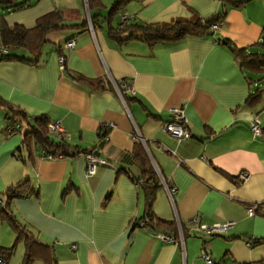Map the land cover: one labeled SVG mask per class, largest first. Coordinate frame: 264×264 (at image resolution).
<instances>
[{
    "label": "crops",
    "instance_id": "obj_1",
    "mask_svg": "<svg viewBox=\"0 0 264 264\" xmlns=\"http://www.w3.org/2000/svg\"><path fill=\"white\" fill-rule=\"evenodd\" d=\"M96 1L90 11L86 0H32L0 19L30 28L54 10L63 25L45 33L37 65L0 61V199L5 206L3 191L22 182L32 188L0 212L6 264H23L28 255L29 264H202L205 243L213 261L227 256L235 264H264V96L249 103L257 75L249 80L232 53L233 47L251 51L260 43L264 0L240 6L232 4L238 0ZM213 16L221 18L220 27L201 36H115L122 22ZM69 41L72 48L65 47ZM112 80L132 86L134 92L124 94L127 109ZM175 107H182L190 133L180 142L163 128ZM10 109L23 111L31 124L21 131L19 123L7 124ZM39 115L59 124L73 148L92 150L106 162L88 175L85 154L38 158L33 125ZM254 117L261 138L251 135ZM109 122L115 127L100 134ZM147 168L175 187L169 197L163 184L153 186V226L141 223L147 194L137 185L146 181ZM241 171L249 176L240 183ZM194 217L198 224L233 225L205 235L189 222ZM178 224L185 229L182 244L156 236L178 235Z\"/></svg>",
    "mask_w": 264,
    "mask_h": 264
},
{
    "label": "trees",
    "instance_id": "obj_2",
    "mask_svg": "<svg viewBox=\"0 0 264 264\" xmlns=\"http://www.w3.org/2000/svg\"><path fill=\"white\" fill-rule=\"evenodd\" d=\"M248 1L249 0H238L232 4L235 6H240L246 4ZM86 2L90 11L94 6H96V3H99L96 0H86ZM31 3L32 0H0V9L3 10V12L0 13V19L4 12H14L25 9L29 7ZM95 17L96 16L92 14L90 16V20H95ZM220 21V17L218 18L213 16L211 19H209V21H206L205 19L190 20L179 18L167 23L156 24H126L125 22H122L120 24V29H117L115 32V36L120 40L136 37L146 39L148 41L177 39L185 35L201 36L215 30L212 29L211 25ZM1 23L2 22L0 20V45L1 47L5 46L7 50L5 52H0V61L14 60L34 65H37L41 59L42 45L45 43V33L51 29L61 30L63 27L61 24L60 13L54 10L38 17L35 21V24L30 28L20 24L6 26ZM222 41L223 43H228L226 39ZM258 45L262 46L263 50L260 49L257 51H247L246 48H232L234 61L238 63L240 68L247 71L249 80H252V75L264 76V42H260ZM253 82H256V80H252V83ZM263 95L264 89L258 85L255 86L253 92L249 93L247 99L249 103L254 104L259 99H261ZM34 122H36V124H34ZM34 122V152L38 158H46V154H50L51 159H57L66 156H73L76 154H85L86 152L92 153V150L88 151L73 148L72 145L65 139H51L47 134V124L49 121L45 115L34 117ZM15 123H19V131L23 129L24 125L31 124L29 119L23 114V111H13L10 109L7 115V124L13 125ZM144 177L146 178L145 182L144 180L137 181L138 186L144 185L143 189L147 194L146 204L148 207V212L142 218V221L146 225L153 226L155 222L150 213L153 186H161L162 183L153 168L145 169ZM31 191L32 188L28 182H22L17 186L5 189L2 193L5 198V206L3 202L4 200L0 199V212L6 213L5 208L12 199L27 195ZM257 206H261V204ZM13 225L16 229H18L15 223ZM181 226L182 233H184L185 229L183 225ZM169 227H173V225H169ZM23 234L26 240L31 241V237L28 235V233L24 232ZM255 241L256 239L252 240L250 243ZM257 241L260 242V240ZM30 256H26L23 264H29ZM213 263L235 264V262L232 260H228L227 256L220 258L218 261H213Z\"/></svg>",
    "mask_w": 264,
    "mask_h": 264
},
{
    "label": "built area",
    "instance_id": "obj_3",
    "mask_svg": "<svg viewBox=\"0 0 264 264\" xmlns=\"http://www.w3.org/2000/svg\"><path fill=\"white\" fill-rule=\"evenodd\" d=\"M127 20V16L123 15L122 16V21ZM212 29H218L220 27L219 23H214L211 25ZM74 46V41H69L66 43V48H72ZM7 48L5 46L0 47V52H5ZM63 56L60 55L58 56V61L61 64H63ZM115 87L118 89V94H120V99L122 101V104L124 105L125 109H127V104L124 99V94L131 92L133 93V88L132 86L127 83L125 80H119V81H114ZM171 113V118L170 120L166 121L163 123V128L166 132H168L177 142L182 141L183 139L189 138L190 133L187 129V118L184 114V111L182 107H175L170 109ZM16 127H19L18 124L15 125ZM114 123H104L103 125L100 126L99 133L100 134H107L108 130L114 128ZM13 126L8 125L6 127V130L9 132H12ZM48 132L50 135H52L56 139H65L69 137V135H66V133L62 130L59 124L49 122L47 124ZM250 132L253 138H261L263 136V131L261 127V123L259 119L253 118L249 124ZM86 159L88 161V166H87V174L91 175L95 173V165L96 163H105V159L98 158L92 153H85ZM46 158L51 159L50 154H46ZM248 173L246 171H241L238 174V181L244 182L248 179ZM161 183L166 187L167 194L169 197H172V195L175 192V187L168 185L163 179H161ZM256 205H250L246 210L249 214L253 213V209ZM191 224H194V227L196 229L201 230L205 235H212V234H220L224 233L227 231L229 227L233 225V221H226L224 223H216L213 225H204V224H198V218L194 217L189 221ZM143 224V221L141 222ZM156 236L166 242L170 243H176L180 241V243H183V233L181 230L180 225L178 224V235H172V234H166L159 232L156 234ZM200 257L206 262V263H213V259L210 254V249L209 245L207 243L203 244L200 248L199 252ZM0 264H6V261L4 259V252L2 248L0 247Z\"/></svg>",
    "mask_w": 264,
    "mask_h": 264
},
{
    "label": "rangeland",
    "instance_id": "obj_4",
    "mask_svg": "<svg viewBox=\"0 0 264 264\" xmlns=\"http://www.w3.org/2000/svg\"><path fill=\"white\" fill-rule=\"evenodd\" d=\"M259 7H262V5L257 3V8H259ZM263 36H264V32H263V34H262L261 39H260L259 42H262ZM250 49L251 50H260V49L263 50L262 46H260V45H252L250 47ZM255 79H256V83H255L254 87L257 86V85H259L262 89H264V76L263 75H258V76L255 77ZM220 234H222V233H220ZM17 256H18V251H16V252L13 253L12 261L16 260L17 259ZM202 264H213V263H206V262L202 261Z\"/></svg>",
    "mask_w": 264,
    "mask_h": 264
},
{
    "label": "water",
    "instance_id": "obj_5",
    "mask_svg": "<svg viewBox=\"0 0 264 264\" xmlns=\"http://www.w3.org/2000/svg\"><path fill=\"white\" fill-rule=\"evenodd\" d=\"M218 235V234H217Z\"/></svg>",
    "mask_w": 264,
    "mask_h": 264
}]
</instances>
